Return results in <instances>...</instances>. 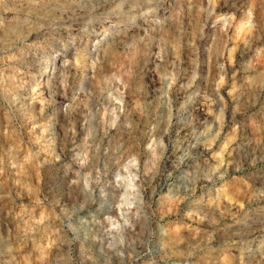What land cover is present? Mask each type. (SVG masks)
<instances>
[{
	"label": "rangeland",
	"instance_id": "obj_1",
	"mask_svg": "<svg viewBox=\"0 0 264 264\" xmlns=\"http://www.w3.org/2000/svg\"><path fill=\"white\" fill-rule=\"evenodd\" d=\"M0 264H264V0H0Z\"/></svg>",
	"mask_w": 264,
	"mask_h": 264
},
{
	"label": "bare ground",
	"instance_id": "obj_2",
	"mask_svg": "<svg viewBox=\"0 0 264 264\" xmlns=\"http://www.w3.org/2000/svg\"><path fill=\"white\" fill-rule=\"evenodd\" d=\"M99 38V37H98ZM100 39V38H99ZM93 41V40H92ZM96 41H98L97 39H94V41L93 42H91V43H93V46L95 47V42ZM102 41V40H101ZM97 43V42H96ZM92 45V44H91ZM54 64H56V63H54ZM62 66V65H61ZM53 72V71H52ZM51 72V73H52ZM42 73H43V71H42ZM54 73V72H53ZM49 75V74H48ZM51 76H53L52 74H50ZM45 77V76H44ZM48 83H50V81L48 82ZM53 86V85H52ZM46 87V86H45ZM129 181H131V180H129ZM128 181V182H129ZM99 222H101V221H99ZM86 223H89L90 224V226L91 227H94V226H98L99 227V225H98V222L97 221H95V219H89ZM141 255V254H140Z\"/></svg>",
	"mask_w": 264,
	"mask_h": 264
}]
</instances>
